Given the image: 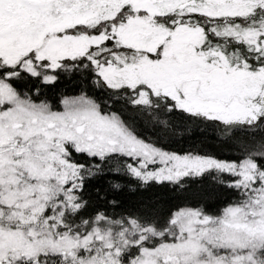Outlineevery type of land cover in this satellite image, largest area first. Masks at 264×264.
Segmentation results:
<instances>
[{
	"label": "snow or ice",
	"instance_id": "obj_1",
	"mask_svg": "<svg viewBox=\"0 0 264 264\" xmlns=\"http://www.w3.org/2000/svg\"><path fill=\"white\" fill-rule=\"evenodd\" d=\"M81 73L106 99L44 97ZM119 101L252 143L231 160L170 151ZM106 175L133 193L211 175L235 195L89 211L86 183ZM0 264H264V0H0Z\"/></svg>",
	"mask_w": 264,
	"mask_h": 264
},
{
	"label": "trees",
	"instance_id": "obj_2",
	"mask_svg": "<svg viewBox=\"0 0 264 264\" xmlns=\"http://www.w3.org/2000/svg\"><path fill=\"white\" fill-rule=\"evenodd\" d=\"M87 73L62 75L55 86L43 87L44 97L57 103L61 94H78L81 89L88 91L101 99H106L103 92L97 91L87 79ZM21 87H24L21 85ZM114 111H120L123 119L134 126L136 131L144 138L162 145L164 148L177 153L189 151L201 154H211L220 159H235L239 154L242 144H251L250 138L242 134H235L231 139L227 138L222 128H214L205 124L193 125L179 112L162 117L168 121L167 127L153 123L147 115L138 110L126 107L123 101L114 104ZM191 130V131H190ZM259 139V137H257ZM114 179L126 185L122 190L115 191L109 186ZM130 182L123 177L106 175L92 179L86 183L84 195L90 201L89 211L100 208L107 212H130L146 205L155 204L156 209L166 213L176 206H204L209 211H216L232 199L235 195L231 190L221 187L211 175L202 178L186 180L182 188H175L165 184L163 186L151 185L146 191L131 192L127 185ZM97 190L107 194L106 200H98ZM115 200L118 207H113L109 202Z\"/></svg>",
	"mask_w": 264,
	"mask_h": 264
}]
</instances>
